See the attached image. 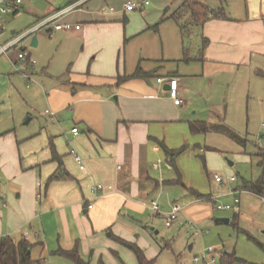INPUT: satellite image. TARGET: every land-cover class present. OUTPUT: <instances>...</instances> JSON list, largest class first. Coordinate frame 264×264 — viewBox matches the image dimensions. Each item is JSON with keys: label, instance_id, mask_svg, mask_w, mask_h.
<instances>
[{"label": "crops", "instance_id": "obj_1", "mask_svg": "<svg viewBox=\"0 0 264 264\" xmlns=\"http://www.w3.org/2000/svg\"><path fill=\"white\" fill-rule=\"evenodd\" d=\"M125 1L123 19L119 8H108L109 3L120 7L119 0H65L64 7L51 4L43 16L34 12L33 26L76 5L60 22L80 25L81 29L44 31L48 36H44L45 41L48 39L56 51L47 58L35 53L40 60L38 68V63L25 65V74L30 77L22 75L27 82V111L35 109L36 101L42 102L46 119L30 116L25 129L19 131L13 112L0 121L5 125L0 129V241L25 237L34 245V259L49 254L48 262L44 259L47 264H124V255L134 256L139 264L124 243L141 250L149 245L150 213L160 216L144 203L158 200L166 186L181 184L169 179L171 162L163 160L159 168L154 165L162 160V154L167 156L161 143L170 150L165 128L182 121L184 99H192L195 93L192 80L212 74L227 63L223 59L264 54V0H235L230 17L203 0L215 14L223 10L227 18L211 14L205 23L193 27L198 45H202L200 52H194L195 45L193 50L187 47L192 33L184 36L180 24L157 44L140 41L145 32L158 28L149 26L157 21L158 11L148 10L149 20L134 30L128 27L126 14L136 10H127L130 0ZM137 2L144 4L143 10L148 7L145 0ZM183 2L180 0L174 13ZM168 11L161 19H169ZM132 40L138 44L128 53ZM31 42L30 48L40 45L39 40L37 47ZM27 51L33 59L34 53ZM176 62L193 64L195 74L173 68ZM168 77L179 81L180 106L170 98L169 85L158 82ZM26 113L25 117L30 115ZM187 122L190 126L202 121ZM74 128L79 134L72 132ZM59 169L62 178L51 182ZM96 184L113 189L94 196L90 189ZM185 188L191 199L179 205L183 210L180 217L201 226L211 213ZM90 204L93 209L88 208ZM192 249L193 244L189 246ZM74 250L79 263L60 253Z\"/></svg>", "mask_w": 264, "mask_h": 264}, {"label": "rangeland", "instance_id": "obj_2", "mask_svg": "<svg viewBox=\"0 0 264 264\" xmlns=\"http://www.w3.org/2000/svg\"><path fill=\"white\" fill-rule=\"evenodd\" d=\"M119 1L122 2L120 7L109 3L108 8H119L123 19L125 15L122 11L127 1ZM145 1L149 2L146 10L138 9L134 14H126L129 21L128 27L136 30L144 24L148 10L156 8L158 11L157 21L155 23L148 21L149 26L158 25V30L152 29L145 32L141 36L142 42L147 39L146 41L151 40V44H157L165 38L164 36L172 35L175 24L185 23L186 25L191 21V14L185 12L182 21L177 22L171 18L180 0ZM67 2L65 0H34L31 4L25 1L19 15L5 16L0 22V31L3 30L0 45L10 42L30 29L35 22L34 12L37 16H43L51 4H56L60 8ZM208 2V5L215 6L213 7L215 9H223L228 17L235 4V0H208ZM167 10H169L166 13L169 19H161ZM12 31H15L16 35L13 36ZM196 35L192 32L187 47L193 50L195 45L197 49L194 52H200L202 45H198ZM36 36L40 41L37 48H30V39H27L24 45L34 53L33 59L37 61L38 68L40 60L35 53H42L43 57L47 58L56 49L47 42L48 39L45 41L44 31ZM43 41L45 42L41 44ZM135 41H130L128 53L130 49L135 50L138 44V41ZM18 53L17 50H12L9 57H0V121L12 115L13 112L19 131L25 129V122L30 116H41L46 119V115L43 104L39 101H36L35 109L27 111L29 109L25 101L27 82L22 76L23 73H27V67L22 64L20 68V63L14 64L13 60ZM223 60L227 63H223L212 74L192 80L195 93L192 99H184L185 113L182 121L165 128L167 135L165 143L168 148L174 151L185 148L184 152L175 158L172 164L173 171H170L171 178H169L180 180L181 184L166 186L165 192L156 201L163 212L169 211L173 203L184 206L191 199L185 187L195 190L202 196H212L218 200L213 202L214 206L212 202L203 201L211 217L203 221L201 226L197 225V228L204 231V234L198 237L187 235V232L192 233V231L186 225L185 219L180 217L181 224L177 223L168 227L162 218L150 213L152 219V223L148 225L150 241L143 251L147 259L153 261L152 264H192L195 256L201 257L208 254L209 249L216 253L218 261L228 254L238 260L235 264H264V199L244 190V185L247 183L264 182L262 157L264 153V77L258 75L259 71H264V54L250 53L247 56ZM191 65L193 64L176 62L172 67L182 70L186 75H191L195 74L193 73L195 67ZM31 69L28 67L29 73ZM200 71L201 68H199ZM154 81L156 82V78ZM36 82L40 84V87L42 86L41 83ZM33 87L39 88V85H33ZM25 113L30 115L25 117ZM187 120L206 122L210 131L205 135L193 134ZM4 127L5 125H0V129ZM234 136L238 140L233 138ZM161 159L165 161L167 156L162 154ZM215 175L222 177L224 182H215ZM230 177H236L237 181L228 182ZM233 190L239 193L240 204L238 205L234 204V197L229 194ZM216 204L232 205L233 210L213 211L212 207ZM222 219L228 222H222ZM168 244L171 247L166 248ZM192 244L193 249L190 251L189 246ZM124 256V264H137L134 256L132 259L129 255ZM48 258L50 256L46 254L40 259L48 262ZM62 260L68 263L65 258Z\"/></svg>", "mask_w": 264, "mask_h": 264}, {"label": "built area", "instance_id": "obj_3", "mask_svg": "<svg viewBox=\"0 0 264 264\" xmlns=\"http://www.w3.org/2000/svg\"><path fill=\"white\" fill-rule=\"evenodd\" d=\"M25 1L28 2H33L34 0H0V22L3 21L4 17L7 15H14L18 14L20 12L21 6L24 4ZM145 5H149V2H146ZM76 7V5H72L69 7H66L65 9H62L60 11L55 12L54 14L44 18L40 22H38L36 25H34L32 28L28 29L27 31H24L22 34L18 35L16 38L11 40L10 42L0 45V57L6 56L9 57L10 51L12 50H17L18 53V63H20V68L23 64L25 66L26 64H33L36 65V60L31 59L29 56V53L27 51V46L24 45L25 41L27 39L32 40L34 36H36L38 33L42 31H50L51 29H54L55 31H66V32H71L73 30H80L81 26L80 25H73L70 23H61L60 19L67 13H69L71 10H73ZM127 10L132 11V10H143L144 9V4H140L137 2V0H130V2L127 4L126 7ZM50 38L53 37V34H49ZM24 77H27L30 79L29 75L27 74H22ZM159 83H167L169 85V96L170 98L174 101L175 105L180 106L183 104V99L180 97V92H179V81L177 78L174 77H168V78H161L158 79ZM48 114L53 115L50 111H47ZM72 132L77 135L79 134V130L77 128H74ZM76 161L81 165V169H84V165L82 163L81 158L76 155L75 156ZM163 160H159L155 167H161ZM166 162L170 163L171 159L170 157H167ZM214 180L217 183H222L224 182V179L218 175L214 176ZM237 179L236 177H230L228 179V182L234 183L236 182ZM40 185V184H39ZM112 187H107L103 184H96L93 185L90 189L91 193L94 196H98L100 193H105L107 191H112ZM230 195L234 196V204L238 205L240 204V199L238 196V191L233 190L230 191ZM39 198H41V195H39ZM211 200L213 202H217L218 199L215 197H212ZM145 206L150 207L153 211H155L166 223V226L172 227L173 225L180 223V216L183 213L182 208L174 204L171 206V209L169 211L163 212L160 208V205L156 200L146 202L144 203ZM89 209H93V205L90 204ZM215 210L217 211H231L233 210L232 205H221V204H216L215 205ZM188 228L192 231L187 232V235L192 236V237H198L204 234V231L201 229L197 228V224L194 221L188 220L185 222ZM183 226V225H182ZM27 239V238H26ZM192 264H222V262L219 260L218 257L216 256V253L212 250H208V254L202 255L201 257L195 256L193 259Z\"/></svg>", "mask_w": 264, "mask_h": 264}, {"label": "trees", "instance_id": "obj_4", "mask_svg": "<svg viewBox=\"0 0 264 264\" xmlns=\"http://www.w3.org/2000/svg\"><path fill=\"white\" fill-rule=\"evenodd\" d=\"M184 12L187 14H191V21L188 24H184L181 26V30L184 36H189L192 33L193 27L196 25H202L205 23L210 15L212 14L216 18H227L222 10L221 13L215 14L207 4L203 0H184L183 5L173 14L171 17L175 21H180L184 17ZM16 15V14H14ZM258 75L264 77V71H259ZM136 76H139L137 74ZM190 130L193 134H207L210 131V127L206 122H193L190 123ZM238 140L237 137H233ZM162 148L165 150L168 157L171 159V163L173 164L175 158L179 156L182 152H184L185 148H182L178 151L168 150L167 147L161 143ZM56 160H59L56 155V152H53ZM263 164H264V153ZM61 164V162H60ZM61 167V166H60ZM61 170L59 169L50 179V181H56L62 178L60 175ZM183 185V184H182ZM244 190L251 192L257 196L264 198V182L257 181L252 183H247L244 185ZM190 192L196 195L197 199L207 202H213L211 200L212 196H202L198 194L196 191L190 189ZM129 247L137 256L139 260V264H152L153 261L147 259L143 250H141L136 245L124 243ZM34 248V245L25 237H21L20 239H15L13 237H4L0 241V264H46L44 260L34 259L31 250ZM62 255L68 258H72L73 260L80 262V259L77 255V252L74 251H60ZM238 261L232 255H224L221 258L222 264H235ZM80 264V263H79Z\"/></svg>", "mask_w": 264, "mask_h": 264}, {"label": "water", "instance_id": "obj_5", "mask_svg": "<svg viewBox=\"0 0 264 264\" xmlns=\"http://www.w3.org/2000/svg\"><path fill=\"white\" fill-rule=\"evenodd\" d=\"M31 45H32L33 47H37V45H38V39H37V36H34V37L32 38ZM221 221H222V222H228V221L225 220V219H222Z\"/></svg>", "mask_w": 264, "mask_h": 264}]
</instances>
